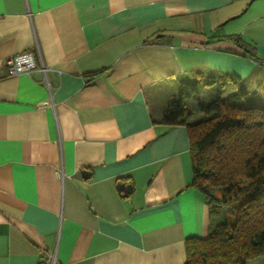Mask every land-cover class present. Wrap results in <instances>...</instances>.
<instances>
[{"label":"crops","instance_id":"0c3cea01","mask_svg":"<svg viewBox=\"0 0 264 264\" xmlns=\"http://www.w3.org/2000/svg\"><path fill=\"white\" fill-rule=\"evenodd\" d=\"M197 71L264 86V0H0V264H184L210 205L159 119Z\"/></svg>","mask_w":264,"mask_h":264},{"label":"trees","instance_id":"16d2710c","mask_svg":"<svg viewBox=\"0 0 264 264\" xmlns=\"http://www.w3.org/2000/svg\"><path fill=\"white\" fill-rule=\"evenodd\" d=\"M196 73L202 80L188 84L159 119L186 127L190 185L210 205L208 232L186 240L184 264H247L264 256V86L250 88L236 75ZM212 85L220 87L217 96L198 101L202 119L190 121L186 101ZM220 210L224 217L213 221Z\"/></svg>","mask_w":264,"mask_h":264},{"label":"built area","instance_id":"2783aa9c","mask_svg":"<svg viewBox=\"0 0 264 264\" xmlns=\"http://www.w3.org/2000/svg\"><path fill=\"white\" fill-rule=\"evenodd\" d=\"M4 64L7 68L9 76H16L19 74H30L35 68H38L46 81L47 68L40 63L36 62L34 52L29 50L20 54L11 55L5 59ZM48 86V85H47ZM49 104V102H45ZM51 104V103H50ZM39 264H59L54 252L48 253L46 259Z\"/></svg>","mask_w":264,"mask_h":264},{"label":"rangeland","instance_id":"374dc122","mask_svg":"<svg viewBox=\"0 0 264 264\" xmlns=\"http://www.w3.org/2000/svg\"><path fill=\"white\" fill-rule=\"evenodd\" d=\"M190 80H194L190 79ZM198 80H202L198 77ZM186 84V82H184ZM188 84V83H187ZM220 90L219 85H212V86H207L205 88V91L198 96L197 100H187L186 104L188 107L189 112L192 114L191 118H189L190 121H197L199 119H202V114L199 113L198 107H197V102L202 101V102H209L212 99H214L217 96L218 91ZM182 93V92H181ZM181 95V94H180ZM221 215L217 217H213V221L217 219L218 217H224V210H220ZM222 217V218H223Z\"/></svg>","mask_w":264,"mask_h":264},{"label":"water","instance_id":"95a60500","mask_svg":"<svg viewBox=\"0 0 264 264\" xmlns=\"http://www.w3.org/2000/svg\"><path fill=\"white\" fill-rule=\"evenodd\" d=\"M130 188H131V185H129V184H124V183L118 184V189L124 193H127L130 190Z\"/></svg>","mask_w":264,"mask_h":264}]
</instances>
